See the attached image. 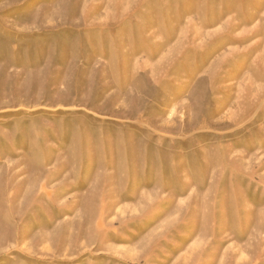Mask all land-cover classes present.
I'll return each instance as SVG.
<instances>
[{
	"label": "rangeland",
	"instance_id": "rangeland-1",
	"mask_svg": "<svg viewBox=\"0 0 264 264\" xmlns=\"http://www.w3.org/2000/svg\"><path fill=\"white\" fill-rule=\"evenodd\" d=\"M0 264H264V0H0Z\"/></svg>",
	"mask_w": 264,
	"mask_h": 264
}]
</instances>
